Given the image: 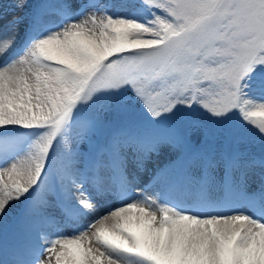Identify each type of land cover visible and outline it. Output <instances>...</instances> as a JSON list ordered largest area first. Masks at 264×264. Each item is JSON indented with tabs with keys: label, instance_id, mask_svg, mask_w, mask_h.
<instances>
[{
	"label": "snow or ice",
	"instance_id": "6c2138e0",
	"mask_svg": "<svg viewBox=\"0 0 264 264\" xmlns=\"http://www.w3.org/2000/svg\"><path fill=\"white\" fill-rule=\"evenodd\" d=\"M11 7L0 233L15 211L35 240L9 260L0 236V264H264V0ZM99 134L79 166L59 151Z\"/></svg>",
	"mask_w": 264,
	"mask_h": 264
},
{
	"label": "rangeland",
	"instance_id": "374dc122",
	"mask_svg": "<svg viewBox=\"0 0 264 264\" xmlns=\"http://www.w3.org/2000/svg\"><path fill=\"white\" fill-rule=\"evenodd\" d=\"M2 2L4 4V7L8 8L7 11L9 13H11L13 11L11 5L13 3H15V0H2ZM29 2L32 3V4H39L41 2V0H29ZM48 2L57 3V2H59V0H52V1L48 0ZM16 15H19V13L17 12ZM29 15H31V11H29ZM41 19L43 20L44 17H41ZM136 113H137V115H139V110L138 109L136 110ZM235 123L236 122L233 121V124H235ZM220 127L221 126H211L210 127V137H209V139L213 142L214 145H215V142L219 139V137H218V129ZM260 144H261V142H260L259 138H252L250 141L249 140H245L242 145L239 142L237 144H235V145L231 144L230 142H223L220 146L223 147L224 149H227V148H225L226 145H231V147L232 146L242 147V148H244L245 150H247L249 152H253L254 151V152H256L258 154L259 151H260ZM69 149H75L78 152V155L76 157L77 166L82 164V153H83V150L85 149L84 142H81L80 140L77 139L75 143L69 142L67 145H61L59 151H60V153L62 155L66 150H69ZM159 163H161V161L157 160L154 157L153 160L149 162V165H148L149 169H151L152 167H155ZM61 164H62V160H58L57 161L58 169L60 168ZM104 202H110V200H106ZM14 213H15V211H13V213L10 214L9 219L13 216ZM9 219H8V221H9Z\"/></svg>",
	"mask_w": 264,
	"mask_h": 264
},
{
	"label": "bare ground",
	"instance_id": "6f19581e",
	"mask_svg": "<svg viewBox=\"0 0 264 264\" xmlns=\"http://www.w3.org/2000/svg\"><path fill=\"white\" fill-rule=\"evenodd\" d=\"M112 203V200H110V202H103V207L101 208V211L103 212L104 210H106Z\"/></svg>",
	"mask_w": 264,
	"mask_h": 264
}]
</instances>
